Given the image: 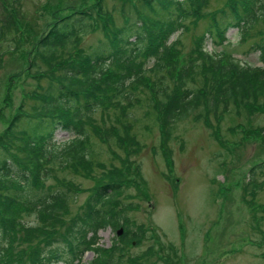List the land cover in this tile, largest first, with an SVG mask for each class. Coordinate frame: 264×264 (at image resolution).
Returning a JSON list of instances; mask_svg holds the SVG:
<instances>
[{
	"label": "trees",
	"instance_id": "1",
	"mask_svg": "<svg viewBox=\"0 0 264 264\" xmlns=\"http://www.w3.org/2000/svg\"><path fill=\"white\" fill-rule=\"evenodd\" d=\"M207 1L139 0L134 5L136 20L130 18L122 26L110 28L106 18L109 28L105 29L106 47L101 50L82 46L88 20L97 23V14L77 11L34 35L31 44L36 47L28 67L38 80L29 94L33 100L27 107L22 102L0 133V264H75L92 250L94 257L79 264H146L153 247L130 253L143 238L126 223L125 208L116 202L123 191L120 183L108 180L98 184L73 214L71 190L49 181L59 179V172L90 173L94 165L101 164L95 161L98 153L85 120L87 109L93 111L104 99L123 117L126 137L122 141L129 142L127 148L135 150V144H141L129 128L135 126L131 113L140 105L135 98L140 85L153 92L164 148L175 125L201 105L219 118L231 110L264 111V66L244 63L224 49L207 48L209 38L216 46L224 45L231 28L245 31L264 18V0H229L209 16L208 30L195 36L193 48L181 58V49L179 53L177 49L187 31L185 22L198 18ZM14 2L19 4V0ZM16 3H0V67L8 52L19 49L20 7ZM261 37L262 41L253 42L250 48L260 53L264 64V31ZM8 38L11 42L6 43ZM27 124L30 127L25 128ZM58 131L67 132L68 138L58 141ZM260 135L264 142V127ZM29 210L50 223L27 224L22 212ZM109 226L117 231L122 226L124 231L117 232L111 246L99 245V231ZM35 232L44 236L42 241L30 250L17 249L15 244L21 238L27 240ZM169 255L174 257L170 251Z\"/></svg>",
	"mask_w": 264,
	"mask_h": 264
},
{
	"label": "rangeland",
	"instance_id": "2",
	"mask_svg": "<svg viewBox=\"0 0 264 264\" xmlns=\"http://www.w3.org/2000/svg\"><path fill=\"white\" fill-rule=\"evenodd\" d=\"M228 1L208 0L198 18L186 20L187 31L182 46L177 49V53L181 49V58L193 48L195 36L208 30L209 16L225 7ZM1 2L16 3L14 0ZM138 2L19 0V4L16 3L20 7H17L20 10L19 49L8 52L0 67V133L20 110L22 102L27 107L33 100L29 94L35 90L38 80L31 76L28 67L36 47L31 44L36 40V33L47 31L59 18L77 11L97 14V23L88 20L82 46L89 51L101 50L106 47L105 29L122 26L130 18L136 20L134 5ZM262 31L264 18L245 31L231 28L224 45L216 46L209 38L207 48L210 51L224 49L244 63L264 66L260 53L250 48L253 42L262 41ZM9 42L11 38L6 41ZM150 76L156 78L154 74ZM135 91L140 105L131 113L135 126L129 128L141 144L135 141V150L127 148L129 142L122 141L126 137L123 117L114 104L104 99L93 111L87 109L85 120L98 153L95 161L101 164L94 165L90 173L59 172L57 175L62 182L49 181L71 190L74 197L71 213H76L87 201L95 186L114 180L123 187L116 202L125 208V221L143 238L140 244L130 248V253L139 254L153 247L146 264H264V142L260 135L264 111L231 110L219 118L201 105L194 113L197 116L193 114L175 125L164 148L152 90L140 85ZM27 127L30 125H25ZM92 127L99 136L96 137ZM68 135L58 131L56 138L62 141ZM254 167L255 172H251ZM22 219L27 224L45 226L50 223L41 221L30 210L22 212ZM120 228L124 231L122 226L118 231L111 226L101 229L97 243L111 246ZM43 237L35 232L34 236L27 240L21 238L15 245L17 249L30 250ZM94 255L93 250L88 251L75 264L90 261Z\"/></svg>",
	"mask_w": 264,
	"mask_h": 264
},
{
	"label": "water",
	"instance_id": "3",
	"mask_svg": "<svg viewBox=\"0 0 264 264\" xmlns=\"http://www.w3.org/2000/svg\"><path fill=\"white\" fill-rule=\"evenodd\" d=\"M123 232V228L119 229V234H121Z\"/></svg>",
	"mask_w": 264,
	"mask_h": 264
}]
</instances>
